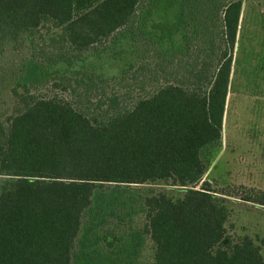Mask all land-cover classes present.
Listing matches in <instances>:
<instances>
[{
  "label": "trees",
  "instance_id": "trees-1",
  "mask_svg": "<svg viewBox=\"0 0 264 264\" xmlns=\"http://www.w3.org/2000/svg\"><path fill=\"white\" fill-rule=\"evenodd\" d=\"M151 1L0 0V57L30 53L22 108L0 120V264H79L93 248L115 254L125 246L121 222L138 210L152 264H264L248 237L232 242L222 198L203 180L202 155L220 146L242 2L165 0L179 28L172 57L141 42ZM35 36L40 43H27ZM111 39L126 41L122 54L148 46L156 60L130 75L156 83L130 107L116 95L89 98L109 80L85 62ZM41 69L74 94L83 89L78 100L31 95L27 83ZM161 183L185 188L183 197L140 194L126 211L139 192L129 187ZM242 200L264 206V191Z\"/></svg>",
  "mask_w": 264,
  "mask_h": 264
},
{
  "label": "rangeland",
  "instance_id": "rangeland-1",
  "mask_svg": "<svg viewBox=\"0 0 264 264\" xmlns=\"http://www.w3.org/2000/svg\"><path fill=\"white\" fill-rule=\"evenodd\" d=\"M241 2L220 146L209 147L204 151L203 180L208 181L215 196L222 198L226 207L225 230L232 242L238 243L248 237L263 252L264 206L242 198L260 195L264 191V0ZM146 4L143 21L138 26L139 33L143 34L141 42L148 41L158 47H165L170 56L177 57L179 28L173 22L171 1L153 0ZM30 40L40 43L38 36L28 38L27 43ZM122 47H127L126 41L116 42L111 39L103 50L86 60L84 71L103 74L109 80V85L103 90L90 93L91 102H96L99 96L108 101L109 97L116 95L121 107H130L139 97L151 93L156 86L153 81H144L140 76L138 80H131L130 76L141 62H148V66L156 63L151 58V48L141 47L137 54L127 48V52L122 54ZM23 58L29 59L30 53L7 52L0 57L1 121L14 116L22 108V96L18 94L23 88ZM126 70L127 74L124 73ZM27 86L33 96L57 94L71 103L78 100L77 94L83 90L80 88L74 94L65 80H59L51 70L45 69L37 72ZM79 98L85 104L86 97L83 95ZM129 188L139 192L133 196L126 211L135 206L133 202L138 201L136 198L140 194L165 193L177 200L183 197L185 191L183 187L163 183ZM129 188L126 190L130 191ZM133 191L130 193L133 194ZM129 214L131 219L121 222L125 246L116 249L115 254L97 252L93 248L92 252L84 254V257L82 255L79 264H152L153 246L144 230V217L139 210L136 214ZM108 256H111V260Z\"/></svg>",
  "mask_w": 264,
  "mask_h": 264
}]
</instances>
